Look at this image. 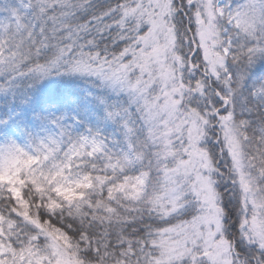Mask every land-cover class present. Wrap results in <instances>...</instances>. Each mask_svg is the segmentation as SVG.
Wrapping results in <instances>:
<instances>
[{"label": "snow or ice", "instance_id": "obj_1", "mask_svg": "<svg viewBox=\"0 0 264 264\" xmlns=\"http://www.w3.org/2000/svg\"><path fill=\"white\" fill-rule=\"evenodd\" d=\"M0 264H264V0H0Z\"/></svg>", "mask_w": 264, "mask_h": 264}]
</instances>
